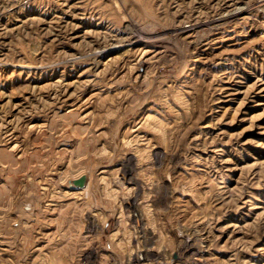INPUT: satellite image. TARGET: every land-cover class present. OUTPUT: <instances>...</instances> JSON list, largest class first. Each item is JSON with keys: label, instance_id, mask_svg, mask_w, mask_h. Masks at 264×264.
Here are the masks:
<instances>
[{"label": "rangeland", "instance_id": "1", "mask_svg": "<svg viewBox=\"0 0 264 264\" xmlns=\"http://www.w3.org/2000/svg\"><path fill=\"white\" fill-rule=\"evenodd\" d=\"M0 264H264V0H0Z\"/></svg>", "mask_w": 264, "mask_h": 264}, {"label": "bare ground", "instance_id": "2", "mask_svg": "<svg viewBox=\"0 0 264 264\" xmlns=\"http://www.w3.org/2000/svg\"><path fill=\"white\" fill-rule=\"evenodd\" d=\"M98 55V54H97ZM96 71V70H95ZM64 84V83H63ZM67 89V88H66ZM65 90V89H64ZM66 91L67 90H65V91H61V92H59V93H55L56 94V96H59V95H64L65 93H66ZM246 107V106H245ZM81 161V160H80ZM86 176V175H85ZM92 176V175H91ZM91 179L92 178H90V181H89V183L91 184ZM130 180H132V181H135V178L133 179V178H130ZM73 181V180H72ZM73 182H71V184H72ZM87 177H86V179H85V183H84V186L83 187H80V189H84L87 185ZM89 184V185H90ZM89 185L87 186V191H89ZM2 237V236H1ZM184 250L186 251V253H189V252H191L192 250H193V245L192 244H187L185 247H184ZM184 251V252H185Z\"/></svg>", "mask_w": 264, "mask_h": 264}, {"label": "water", "instance_id": "3", "mask_svg": "<svg viewBox=\"0 0 264 264\" xmlns=\"http://www.w3.org/2000/svg\"><path fill=\"white\" fill-rule=\"evenodd\" d=\"M86 176L84 174L80 175L79 177L73 179V187H83L85 183Z\"/></svg>", "mask_w": 264, "mask_h": 264}]
</instances>
